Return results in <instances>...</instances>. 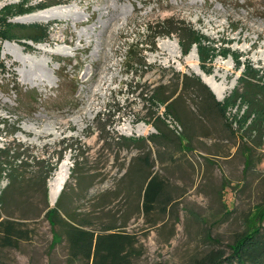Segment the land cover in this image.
<instances>
[{
  "label": "rangeland",
  "instance_id": "obj_1",
  "mask_svg": "<svg viewBox=\"0 0 264 264\" xmlns=\"http://www.w3.org/2000/svg\"><path fill=\"white\" fill-rule=\"evenodd\" d=\"M50 1L0 0V82L14 79L39 94L0 91V146L15 139L29 149L36 159L29 178L49 173L47 192L68 159L61 215L94 235L130 236L140 253L131 264H190L219 249L229 256L238 236L263 229L264 129H248L254 117L232 94L245 73L264 88V0ZM53 7L69 9L48 22L36 16ZM168 19L196 33L187 53L174 34L148 45L155 32L169 30ZM26 34L33 38H21ZM129 52L146 66L132 64ZM199 71L220 85L221 99L212 94L230 130L190 100L180 104L181 122L151 100L150 90L169 85L174 74L202 81ZM153 175L162 190L144 212ZM7 183L0 179V192ZM24 190L19 206H0V220L26 231L14 249L0 248V264H72L65 239L55 244L45 218L56 202L49 192L44 200L27 184Z\"/></svg>",
  "mask_w": 264,
  "mask_h": 264
},
{
  "label": "trees",
  "instance_id": "obj_2",
  "mask_svg": "<svg viewBox=\"0 0 264 264\" xmlns=\"http://www.w3.org/2000/svg\"><path fill=\"white\" fill-rule=\"evenodd\" d=\"M60 3V1L51 0L48 6ZM173 23L172 19L164 21L163 28L170 27L169 30L155 32L148 45L153 48L155 38L160 36L169 37V35L174 34L184 54L198 43L196 33L192 31L191 27L183 26L181 22L179 24L183 27H172ZM21 38L32 39L33 37L26 34L22 35ZM137 56L138 54L129 52L127 57L132 59L130 60L132 64L141 65V67L146 66V63L141 58L137 59ZM254 79L249 78L248 73H245L239 82L240 85L232 94L233 101L240 100L246 103L247 117H254L252 124L248 126V129L252 131L256 127L257 130L264 129V88L254 83ZM13 80L0 82V91L6 95L19 94L20 92L23 96L32 94L39 96L36 90L22 87L17 80ZM165 90L168 92L167 94ZM150 93L151 100L165 105L167 114L179 122L184 118L180 111V104L190 100L196 107L218 114L221 120L224 121V128L231 129L232 125L217 99L214 98L208 86L195 77L187 74H174V78L169 85L156 87L150 90ZM37 110L38 104L29 115L36 113ZM157 121L163 123L160 119H157ZM11 128L9 134L14 136L12 132L17 131V129L14 126ZM154 129L162 134V130L157 123L154 124ZM23 148V145L17 143L15 139L0 146V179L8 180L7 186L0 192V206L7 204L10 207L12 203L19 206L28 195L24 190L26 184L31 191H40L44 200L47 198L48 192L45 179L49 173L41 181L29 178L31 162L36 159L31 156L29 149ZM59 160L60 158L57 162ZM73 160L78 163V156L74 157ZM55 165L56 162L51 165V168ZM161 188L162 180L159 175H153L148 179L142 197L144 212L151 209L158 201ZM65 198L66 196L63 193L56 201L54 208L45 213V218L51 227L55 244L65 239L70 263L82 261L83 264H131V259L139 256L140 253L133 247L130 236L122 233L94 235L93 232L83 229L81 221L68 215L63 217L61 211H65V204L62 203ZM20 226L21 223L19 222L6 219L0 220V248L14 249L21 240L26 238V231H22ZM233 245L229 256H226L224 251L220 249L210 250L201 258L192 260L190 264H264V228L257 227L252 231L248 230V232L238 236Z\"/></svg>",
  "mask_w": 264,
  "mask_h": 264
},
{
  "label": "bare ground",
  "instance_id": "obj_3",
  "mask_svg": "<svg viewBox=\"0 0 264 264\" xmlns=\"http://www.w3.org/2000/svg\"><path fill=\"white\" fill-rule=\"evenodd\" d=\"M69 8L68 7H53L50 8V10H46L43 12H38L36 16H38L43 21H51L52 19H56L58 17H64L65 12H67ZM192 55H190L187 58V62L191 66L193 61ZM193 66V65H192ZM198 76L201 77L202 81L207 84V86L210 88V90L216 95L218 99H221V89L220 85L217 84L213 77L205 76L200 71L197 72ZM146 133L148 131L147 128L143 129ZM70 162H68V159H64L62 161V164L59 166V168L55 171L53 175V179L48 182V192H49V201L51 205H54L57 198L59 197L61 190L63 189V186L67 179L69 178V170H70Z\"/></svg>",
  "mask_w": 264,
  "mask_h": 264
},
{
  "label": "water",
  "instance_id": "obj_4",
  "mask_svg": "<svg viewBox=\"0 0 264 264\" xmlns=\"http://www.w3.org/2000/svg\"><path fill=\"white\" fill-rule=\"evenodd\" d=\"M204 83V82H203ZM205 84V83H204ZM207 85V84H206ZM212 92V91H211ZM213 93V92H212ZM214 94V93H213Z\"/></svg>",
  "mask_w": 264,
  "mask_h": 264
}]
</instances>
